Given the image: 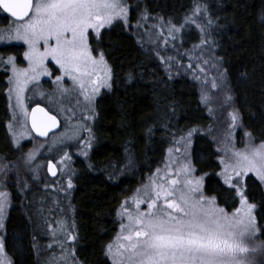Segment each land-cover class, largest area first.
<instances>
[{
  "label": "snow or ice",
  "instance_id": "obj_1",
  "mask_svg": "<svg viewBox=\"0 0 264 264\" xmlns=\"http://www.w3.org/2000/svg\"><path fill=\"white\" fill-rule=\"evenodd\" d=\"M133 11L138 13L134 25ZM0 13L6 14L8 20L6 26L0 27V72L7 78L11 112L7 128L11 143L19 150L20 140L31 133L43 138L51 134L52 143L41 147H47L50 153H62L59 159L54 156L47 159V172L52 177H68L66 189L62 184L59 189L65 193L74 187L75 175L70 167L72 157L65 149L76 146L77 155L89 159L97 139L93 126L98 117V97L112 92L117 83L111 60L115 45L105 44V34L114 27H121L133 37L139 36L136 43L143 47L139 29L147 26L155 37L151 41L154 48L149 51L155 52L170 79L173 66L177 70L183 67L178 56L189 55L191 60L199 51L196 63L187 66L193 79L200 81L202 73L207 75L215 70L211 89L220 91L226 84V70L221 71L222 58L208 57L216 44L212 32L215 19L204 0H193L179 24L172 18L153 16L148 7L141 8L139 2L133 5L131 0H0ZM149 21L153 23L148 25ZM260 22L264 24V11ZM190 26L199 31V43L180 53L184 29ZM161 46L176 49L177 55H165ZM134 75L133 71L126 74L128 84L133 83ZM41 77L51 80L50 91L39 90ZM68 81L70 86H66ZM30 85L36 86L38 95L47 101L44 106L39 102L29 106L33 99L26 95L33 91ZM207 85L205 79L200 103L212 123L207 128L180 129L169 119L164 125L169 147L163 167H157L147 182L136 189L131 203L128 199L121 203L117 210L119 231L102 248L104 264H264V239H261L264 224L258 219L264 212V140L256 143L252 133L245 131L244 147L238 148L233 137L240 126V113L235 109L227 111L232 96L226 92L222 101H214V93ZM168 108L174 114L175 105ZM218 111H227L228 115L220 134H217ZM73 121L56 135L64 124ZM154 130L152 127L146 130L148 139H152ZM200 136L208 137L216 146L207 154L209 171L196 166L193 143ZM38 151L30 149L24 158L33 180L40 179L41 165L33 167ZM125 152L126 162L122 166L109 165L113 169L109 179L117 171L122 174L134 166L131 149L126 146ZM5 161L7 157L0 156V264H16L15 256L9 254L6 235V220L13 205L7 182L15 166ZM16 172V187L23 195L30 188L26 180H20L18 168ZM49 187L55 185L46 183L45 188ZM141 205L146 207L142 209ZM61 211L65 218L55 221V227L43 209L36 212L42 229L47 230L45 235L52 241L47 247L60 250L59 256L48 258L45 264H83L74 247L78 242L77 226L74 221L69 222L67 209ZM28 215L29 221L35 223L32 214ZM32 248L39 254L35 235Z\"/></svg>",
  "mask_w": 264,
  "mask_h": 264
},
{
  "label": "trees",
  "instance_id": "obj_2",
  "mask_svg": "<svg viewBox=\"0 0 264 264\" xmlns=\"http://www.w3.org/2000/svg\"><path fill=\"white\" fill-rule=\"evenodd\" d=\"M137 2L141 8L148 7L151 14L160 15L164 19L172 18L177 24L193 5V0H131L133 5ZM204 2L215 19L212 26L216 41L214 49L216 55L222 58L231 95L240 113L242 129L252 133L255 141H262L264 24L260 22V14L264 11V0ZM137 14L133 11L131 20ZM0 19L7 21L2 13ZM199 38L200 33L193 27L185 28L182 44L188 46ZM136 40L121 27H114L105 34V44L115 45L111 60L115 65L117 83L112 92H105L98 98V117L93 126L96 144L87 162L79 158L74 162V188L67 203L63 197H59V203H51V207L42 208L47 209L44 215L49 222L57 216L64 219L61 210L67 209L69 222L74 221L77 226L78 242L74 247L83 264H104L102 248L118 230L117 210L121 202L165 158L169 142L164 125L169 123V119L180 129L193 126L206 128L211 124L207 109L200 103L195 82L184 75H171L170 79L155 52L141 47ZM129 71L135 73L131 84L125 80ZM6 81V76L0 72V156L12 162L18 156V150L12 145L7 128L10 112ZM170 104L175 105L174 114L168 108ZM149 127L155 129L152 139L146 135ZM126 146L135 158L134 166L122 174L117 171L114 178L109 179L108 174L113 171L109 165L119 163L122 166L126 162ZM193 149L196 166L209 171L207 154L215 150L214 144H211L208 137L200 136L194 140ZM89 164L93 165L91 169ZM28 191L22 197L10 188L13 205L6 220L8 250L10 255L15 256L16 264H43V256L48 259L44 248L49 237L42 239L46 231L39 234L36 225L29 221L28 214L31 213L35 221L36 214L29 207L31 195L28 194L32 192ZM259 202L260 198L257 197ZM258 219L264 224V212L260 213ZM33 235L40 247L39 254L32 248Z\"/></svg>",
  "mask_w": 264,
  "mask_h": 264
},
{
  "label": "rangeland",
  "instance_id": "obj_3",
  "mask_svg": "<svg viewBox=\"0 0 264 264\" xmlns=\"http://www.w3.org/2000/svg\"><path fill=\"white\" fill-rule=\"evenodd\" d=\"M152 15L156 16L157 14H152ZM136 19H137V16L135 17L134 20H131V23L133 25L136 23ZM165 20H167V19H165ZM182 21H183V19H182ZM7 23H8V20L5 22V21L0 19V27L6 26ZM151 23H153V21H149L148 25H151ZM190 27H193L195 30H197L194 26H190ZM139 33H140V35H143V39H144V46L143 47L146 48L147 50L153 49L154 45L152 44L151 41L154 40L155 37L151 36V33L147 30V26L140 28L139 29ZM135 38L139 39V36H136ZM198 43H199V39L196 42L189 43L188 46H184L182 44V47L179 49V52L180 53H184V52H186L188 50H191L193 48V45L198 44ZM16 46L22 47L21 45H16ZM214 48L215 47L213 45L212 51L208 53V57L209 58H211V56H217L216 53H215V49ZM161 52H163L165 55H177L176 49H173V48L164 49L161 46ZM189 54H191V53H189ZM199 55H200V52L197 51L195 53V55L192 56L191 60L189 59V55H180V56H178L177 58L182 62L183 67H181V68H179V70H177V67L173 66L172 69H171V75H174V76L175 75H184V76L188 77L190 80H192L193 82H195V84L197 85V88H198L199 97L201 96V91L204 88V81H205V79H207V81H208L207 87H208L209 91L214 93V95L212 97L213 100L217 101V102L222 101L226 92H230V94H231L226 74H225L226 84L224 85V87L220 91H215V90L211 89L212 78H213L214 75H216L215 70H212V71L208 72L207 75L202 73L200 81H197V80L193 79L192 71L187 68L189 63H192V64L196 63V56H199ZM21 60H22V57H21ZM21 66H25V64L22 63ZM206 67H210V66H206ZM221 71H224L223 66L221 67ZM70 84H71V82L68 81L66 86H70ZM7 87H8V85H7ZM30 88H33V91L26 93V95H29V96L33 97L32 101L28 102L29 106H32L36 102H39L40 104H42L44 106L47 103V101L44 100V99H41V97L38 95V89L36 88V86L30 85ZM39 90H43L45 92H48V91L51 90V80L48 77H41L40 84H39ZM6 95H7V91H6ZM7 102H8V108H9V98H8V96H7ZM12 103L13 104L15 103L14 97L12 99ZM74 103H75L74 99L71 100V104L74 105ZM65 106L66 107L69 106V101L66 100ZM211 106H215V105H211ZM233 109L236 110V107H235V104H234V101H233V98H232V105H231V107L228 108L227 111H231ZM227 111H224L222 113L219 112V111L217 112V116L219 117V123L217 125V129H218L217 134H220V132L222 131L223 127H226L225 121H227V119H228ZM9 112H10V109H9ZM10 117H11V112H10ZM74 123H75V121L70 122V124H64L56 132V135L59 136L61 133H63L66 130V128H69L71 126V124H74ZM211 123H212V118H211ZM8 132H9V130H8ZM244 133H245V131L242 129V125H241V122H240V126L236 129L234 137H233V141L235 142V144H236V146L238 148H243L244 147V142H243L244 139H245L244 138ZM52 141H53L52 135H50L49 138H47L46 140H41V139H37L31 133L30 136L27 137L26 139L20 140L19 143H20V145L22 147L18 150V156L16 157L15 160H13L11 162V165H10V166L14 165L15 167L13 168V171L9 174L11 176V179L8 180V182H7L8 185H9L7 190L11 194L10 188L12 187L17 194L22 196L20 190L16 187V177H17L16 168H18L19 169V178H20V180L21 181L26 180L28 185H29V188H30V190L28 192L29 193L32 192V193L28 194L29 196L31 195V202H30V206L29 207L33 210V213H35V214H36L37 210H40V209L45 208V207H48V208L51 207V203H59L60 202L59 197H63L65 199L64 201H66V203H67V201L70 199V196H71L73 188H74L73 187L71 190H69L68 193H65L64 191H60L59 189L61 187V184L66 189L68 177L67 176L58 175L57 177L51 178L47 174V171H46L47 159L52 158L53 156L55 157V159H59V155H62V153H60L59 155L56 154V153H50L48 151L47 147H41V145H43V144H51ZM255 142L259 143L260 141L259 142L255 141ZM24 145H25V147H24ZM214 147H216V146L214 145ZM34 148L35 149H39V151L37 153V159L35 160V162L33 164V167H35L36 165H41L40 170H39V176H40L39 180H33L31 175L27 173L26 167L24 165L25 154L30 149H34ZM65 150L69 151V154L72 157V159L70 161V167H71V169H74L75 173H76V168L74 166L75 160L77 158H79V159H82L83 161L87 162L88 159L85 160L84 157L77 155L78 149H77L76 146H73V147H71L69 149H65ZM163 161H162V163L160 164L159 167H163ZM5 162H7V161H5ZM150 175L151 174L145 175L140 180V182H139V184H138L136 189L140 188L145 182H147V179H148V177ZM72 179L74 180V176L72 177ZM46 183L55 185V188H52V187L45 188V184ZM136 189L134 190L133 193H131L129 196H127L125 198V199H128L130 203H131V198L134 197L135 194H136ZM46 190L49 191L50 193L46 192ZM125 199L122 202H124ZM145 207H146V205H141L142 209L145 208ZM43 210H44V213L46 214L47 209H43ZM58 214L62 215L61 212H58ZM34 216L36 218V222L32 223V225H36V231L39 232V234H44V231H47L46 228L42 229V227H41L42 222L37 219L36 215H34ZM60 219H63V217L62 216H57L55 219L50 220V222H52L54 224V227H55V221L60 220ZM117 219L119 220L118 216H117ZM118 231H119V224H118L117 232ZM117 232L114 235V237L111 239V241L116 237ZM46 237L47 238L49 237V239L47 241V245H48L49 243L52 242L50 236L49 235H46V236L42 235L41 236L42 239H44V238L46 239ZM261 239H264V237H261ZM44 249H45V252L48 253V258H50L52 256H59V254H60L59 248L55 247V246H54L55 251H53L54 249H49L47 246ZM48 250H52L53 252L52 251L49 252ZM43 260L46 261L47 259H45V257L43 256ZM43 264H45V262Z\"/></svg>",
  "mask_w": 264,
  "mask_h": 264
},
{
  "label": "water",
  "instance_id": "obj_4",
  "mask_svg": "<svg viewBox=\"0 0 264 264\" xmlns=\"http://www.w3.org/2000/svg\"><path fill=\"white\" fill-rule=\"evenodd\" d=\"M3 14V13H2ZM4 16H6V14H3ZM32 106H35V104H33ZM41 106H43L42 104H41ZM29 126V128L31 127L30 126V124L28 125ZM34 136H35V133H32ZM51 135V134H50ZM36 137V136H35ZM36 138H38V139H41V140H46L47 138H43V137H36ZM49 138V137H48ZM46 171H47V168H46ZM47 174H48V172H47ZM48 176L49 177H51V178H54V177H52L50 174H48Z\"/></svg>",
  "mask_w": 264,
  "mask_h": 264
}]
</instances>
